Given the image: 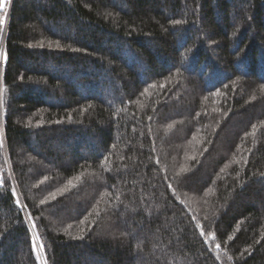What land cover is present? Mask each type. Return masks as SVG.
Listing matches in <instances>:
<instances>
[{
	"label": "trees",
	"instance_id": "obj_1",
	"mask_svg": "<svg viewBox=\"0 0 264 264\" xmlns=\"http://www.w3.org/2000/svg\"><path fill=\"white\" fill-rule=\"evenodd\" d=\"M0 28V264H41L28 216L45 264H264V0H14Z\"/></svg>",
	"mask_w": 264,
	"mask_h": 264
},
{
	"label": "rangeland",
	"instance_id": "obj_2",
	"mask_svg": "<svg viewBox=\"0 0 264 264\" xmlns=\"http://www.w3.org/2000/svg\"><path fill=\"white\" fill-rule=\"evenodd\" d=\"M13 1L14 0H6V8L0 9L3 17L5 16V13H6V20L4 22L5 26H7V24H8V19L10 16V11H11V6H12ZM4 61H5V49L3 50V45L1 43V45H0V76H1V70L4 67ZM2 63H3V65H2ZM27 218H28V223H29L30 229H31L32 234H33V240L35 243L36 254L39 258L40 263L45 264V257H44V254L42 252L41 240L39 238L38 232L36 230V227L34 225L33 220L29 216Z\"/></svg>",
	"mask_w": 264,
	"mask_h": 264
},
{
	"label": "snow or ice",
	"instance_id": "obj_3",
	"mask_svg": "<svg viewBox=\"0 0 264 264\" xmlns=\"http://www.w3.org/2000/svg\"><path fill=\"white\" fill-rule=\"evenodd\" d=\"M5 8H6V0H0V9H5ZM5 20H6V13H5V16L4 17H0V25H2L5 22ZM176 23H179V21H176ZM0 37H2V28H0ZM56 46L57 47H60L58 41L56 42ZM5 59H6V56H5ZM69 183L71 184V181H69ZM60 191L62 192L64 190H60ZM68 227L71 228V225H69Z\"/></svg>",
	"mask_w": 264,
	"mask_h": 264
},
{
	"label": "water",
	"instance_id": "obj_4",
	"mask_svg": "<svg viewBox=\"0 0 264 264\" xmlns=\"http://www.w3.org/2000/svg\"><path fill=\"white\" fill-rule=\"evenodd\" d=\"M6 33H7V31H5V36H4V41H3V50L5 49V38H6ZM2 65H3V63H2ZM2 69V68H1ZM3 70V69H2ZM2 70H1V76H0V78L2 79Z\"/></svg>",
	"mask_w": 264,
	"mask_h": 264
}]
</instances>
